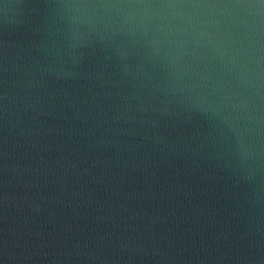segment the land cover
<instances>
[{
	"label": "water",
	"instance_id": "water-1",
	"mask_svg": "<svg viewBox=\"0 0 264 264\" xmlns=\"http://www.w3.org/2000/svg\"><path fill=\"white\" fill-rule=\"evenodd\" d=\"M0 264H264V0H0Z\"/></svg>",
	"mask_w": 264,
	"mask_h": 264
}]
</instances>
